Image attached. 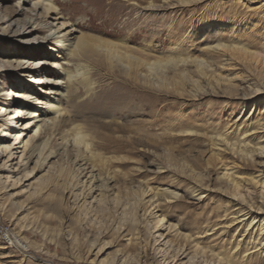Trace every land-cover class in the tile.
Listing matches in <instances>:
<instances>
[{
	"label": "rangeland",
	"instance_id": "obj_1",
	"mask_svg": "<svg viewBox=\"0 0 264 264\" xmlns=\"http://www.w3.org/2000/svg\"><path fill=\"white\" fill-rule=\"evenodd\" d=\"M122 1L63 0L58 7L67 27L73 24L74 37L83 34L104 40L121 38L136 49L156 51L153 56L162 61L182 56L203 59L209 66L205 71H214L227 84L215 88L203 78L198 79L203 89L194 94V88L185 81L182 87L170 81L167 88L154 90L130 82L117 69L110 71L91 57L93 86L88 93L84 86L72 87L59 135L70 126L80 125L97 154L95 165H99V158L110 161L103 166L104 174L113 176L107 181L106 194L118 189L124 200L132 188L178 193L179 201L170 203L161 214L164 226H173L165 239L169 245L164 249L175 258L164 260L160 254L152 253L157 233L152 228L145 230L147 225L152 227L151 218H140L137 235L132 237L128 229L113 232L110 229L117 214L114 208L104 212L93 225L91 214L75 216L63 207L55 208L57 193L50 185L40 195H34L32 180L16 184V177L3 173L9 178L0 179V264H116L123 255H134L142 245L146 252L138 256L141 264H185L195 245L206 252L205 256L212 252L234 263L229 254L244 229L234 232V224L223 229L237 211L232 203L227 204L230 192L217 176L223 164L237 165L244 175L264 176L263 164L254 156L252 164H248L245 157L224 147H211L210 138L221 135L233 141L244 130L250 129L246 135H251L257 122L264 121V81L260 75L264 61V0H199L156 11L142 9L149 2L159 5L164 0H130L138 3L137 7L129 5V0ZM18 2L0 0V17L7 20L0 22V89L9 93L5 102H12L18 101L15 93L28 87L39 98L37 108L41 109L44 94L37 90L40 85L30 82L35 71L30 69L20 78L19 70L8 67L6 61L34 62L41 67L43 77L45 71L55 72L49 64L50 56L57 53L53 45L45 43V30H35L29 37L11 35L10 31L17 28L15 18L20 22L34 15L30 2ZM216 43L224 45L228 53L207 51V45ZM233 46L253 53L252 59L227 61L224 54L229 55ZM187 72L196 79L193 67H187ZM166 74L171 76V72ZM255 86L260 89L257 96L251 94ZM244 95L250 98L241 102L239 98ZM20 121L26 122L22 118ZM257 133L261 136V132ZM253 137L246 138L251 148L258 142L264 144V135L258 140ZM216 149L222 152L216 155ZM68 156L73 161L70 148ZM61 159L58 154L49 164ZM197 176L203 178L206 195L199 202L192 198ZM249 192L258 191L253 188ZM147 205H141L139 215ZM207 229L210 231L204 233ZM186 235L189 240L181 237ZM127 240L131 243L127 244ZM178 246L182 247V256V251L176 253Z\"/></svg>",
	"mask_w": 264,
	"mask_h": 264
},
{
	"label": "bare ground",
	"instance_id": "obj_2",
	"mask_svg": "<svg viewBox=\"0 0 264 264\" xmlns=\"http://www.w3.org/2000/svg\"><path fill=\"white\" fill-rule=\"evenodd\" d=\"M22 1L30 2V9L34 12V15L25 17L20 22H18V17L15 18L13 22L17 28L10 31V33L13 36L28 35L29 37L35 30H45V43L53 45L57 53L56 56H50L49 64L55 72L45 71L42 77L41 67L33 64L34 62L21 60L14 64L6 61L8 67L19 70L18 76L20 78L27 75L28 70L33 69L35 73L30 82L40 85L37 90L40 93L42 92L45 98L40 103L43 105L41 110L37 108L39 98L31 93L28 87H20L22 92L15 93L16 97L14 98L18 101L12 102H5L9 93L7 90L0 89V158H3L0 161V179L9 178L3 176V173H9L16 177L14 179L16 184L21 183L22 180L23 182L32 180L30 187L34 188L32 191L34 195H40L44 187L50 185L57 193L54 197L56 201L55 208L63 207L66 211L73 212L75 216H79L81 213L91 214L93 225L99 218L103 217L104 212L108 213L111 208H114L117 214L110 230L120 232L122 229H128L131 237L137 235L140 218H148V220L151 218L153 220L152 227L147 225L145 230L148 231L152 228L153 233H157L155 237L151 234L153 238H156L153 242H157L156 248H152V253L160 254L164 260L169 257L174 259L175 256H168L167 251L164 249V246L169 245V241L165 239L173 226L170 224L164 226V215L161 214L162 210L169 208L170 203L179 201L178 193L168 189L151 191L132 188L130 194L124 200H121L118 189V191L106 194L108 191L107 181L113 176H109V173L106 172L104 174L103 166H107L110 161L99 158V161L96 160L99 165H95L94 161L97 154L93 152L94 149H91L89 136L80 125L70 126L65 134L59 135L60 128L65 124L63 120L65 104L71 100L72 87H76V85L84 86L86 93L91 90L93 86L90 78L92 66L89 59L91 57L95 63H99L110 71L117 69L130 82L154 90L167 88L171 82H174L178 87H182L185 81L194 88V94L198 92L197 90L203 89L198 79L205 78L206 83L215 88H218L222 83L227 84V82L219 78L212 70L208 71V74L205 68L208 69L209 66L206 65L203 59H191L182 56L177 58L168 57L162 61L153 56L156 51L136 49L121 38L104 40L97 37L88 38L83 34L74 37L73 24L67 27L68 23L64 18L62 9L58 7V3L63 0ZM124 1L122 2L124 3ZM197 1L199 0H164L159 5L149 2L142 10L156 11L162 7L186 6ZM128 2L131 6H138L135 1L130 2L129 0ZM5 20L3 16L0 17V22ZM69 27L70 29H66ZM223 48L226 49L224 45L217 43L213 46H206L207 51L210 52L218 53L222 51V54L228 53ZM253 55L245 48L235 46L231 48L229 55L224 54L227 61L241 60L242 57H244L242 59H252ZM82 59L86 61L84 64L81 62ZM1 67L3 66L0 65ZM187 67H193L194 73L197 75L196 79L187 72ZM261 67L260 75L264 81V61ZM167 72H171L170 77L167 76ZM42 84L51 85L52 87L45 89L41 86ZM253 90L252 95H259L260 89L258 86H255ZM247 98L250 97L244 95L239 100L243 102ZM20 118L26 120V122H21ZM16 119L18 120L15 121ZM249 130L242 131L241 135L233 141L221 135L212 137L210 138L211 147H224V150L228 149L235 155L245 157L246 160H249L248 164H252L251 158L253 156L261 159L263 164L261 167L264 171L263 142H258L251 148L250 142L247 141L250 137L254 136L253 138L258 140L264 135V121L257 122V125L252 128L251 135L249 134L250 137L246 135L250 132ZM257 132H261V136ZM104 139H107V137H104ZM68 148L74 152L73 161L69 159ZM57 151L61 153H57ZM214 151H216V155L222 152L219 149ZM84 153L86 154L84 155ZM58 154L62 158L61 161L49 164ZM7 163L9 164L6 165ZM71 164H75V168H72ZM223 165L224 167L217 176V180L223 182L229 190L230 196H228L227 204L232 203L237 211L234 213L233 219L229 221V225H226L227 227H223V229L230 228L233 226L232 224L235 225L234 232L244 229L241 240H238V243L235 244L234 249L229 254L232 256L234 263H231V261L226 262L227 260L223 261L221 257L213 255L212 252L209 256H205L206 252L198 249L195 245L188 253V262L185 264H264V176L261 174L244 175L245 173L238 170L235 164ZM78 176H80V180L77 179ZM201 181H203V178L197 176L192 191V198H196L195 200L198 202L206 198ZM95 183L99 184L94 186ZM77 188L79 191H77ZM253 188L258 192H249V189ZM93 194L95 195L93 196ZM90 197H92L91 201H89ZM144 199L147 200L143 202ZM146 203L148 205L139 215L141 205ZM208 231L210 229H207L204 233ZM181 237L183 240L190 239L187 235ZM127 241V244L131 243V240ZM181 251L182 247L178 246L176 253ZM145 252V245H142L134 255H123L116 264H141L138 261V256ZM183 254L182 251L179 256ZM183 258H186V255Z\"/></svg>",
	"mask_w": 264,
	"mask_h": 264
}]
</instances>
